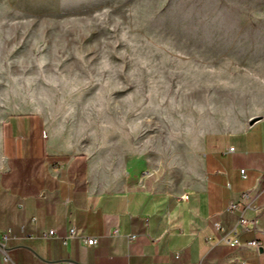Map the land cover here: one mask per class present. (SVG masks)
Returning a JSON list of instances; mask_svg holds the SVG:
<instances>
[{"label": "rangeland", "instance_id": "obj_1", "mask_svg": "<svg viewBox=\"0 0 264 264\" xmlns=\"http://www.w3.org/2000/svg\"><path fill=\"white\" fill-rule=\"evenodd\" d=\"M187 188L203 137L264 115V0H0V120Z\"/></svg>", "mask_w": 264, "mask_h": 264}, {"label": "crops", "instance_id": "obj_2", "mask_svg": "<svg viewBox=\"0 0 264 264\" xmlns=\"http://www.w3.org/2000/svg\"><path fill=\"white\" fill-rule=\"evenodd\" d=\"M255 117L239 130L206 134L196 175L183 189L155 170L120 163L97 168L90 154L55 143L41 113L7 115L0 120V237L10 230V259L264 264V211L258 210L264 205V115ZM246 190L251 207L242 215L255 218L257 227L238 224L241 243L229 245L219 237L236 225L240 211L227 206ZM70 227L77 235L64 241ZM49 229L56 234L44 237ZM91 237L95 243L84 241ZM0 264L12 263L0 256Z\"/></svg>", "mask_w": 264, "mask_h": 264}, {"label": "built area", "instance_id": "obj_3", "mask_svg": "<svg viewBox=\"0 0 264 264\" xmlns=\"http://www.w3.org/2000/svg\"><path fill=\"white\" fill-rule=\"evenodd\" d=\"M230 150H232V147L229 148ZM240 173L243 177L246 176L245 174V169H240ZM261 175H264V171H261ZM251 207V196H250V191L246 190L243 191L239 194V198L237 200H231L228 203L227 208L230 210L233 209H237L240 211V215L239 218L237 220L236 225L227 232L221 233L219 240L223 241L229 245H239L241 242L238 238L237 235V231H236V226H238V224L241 225H249L251 228L256 229L257 227V222L255 218L252 219H246L243 217V211L248 208ZM259 211L263 212L264 211V205L262 207H260L258 209ZM218 227V225H216ZM114 232L116 233L117 230L114 229ZM56 234L55 229H49L46 232L43 233L44 237H50V236H54ZM77 235V229L75 227H70L67 231V233L63 236L64 241L70 237H74ZM12 237V234L10 232V230L4 232L1 237H0V256H1V260L3 262H10L12 264L13 261L10 259L9 255H8V247H7V240ZM133 238V236L130 237V239ZM86 243L88 244H93L95 243V238H86L84 240ZM250 245H253L255 247H258V242L256 240H252L249 242Z\"/></svg>", "mask_w": 264, "mask_h": 264}, {"label": "water", "instance_id": "obj_4", "mask_svg": "<svg viewBox=\"0 0 264 264\" xmlns=\"http://www.w3.org/2000/svg\"><path fill=\"white\" fill-rule=\"evenodd\" d=\"M255 119H256L255 116L251 117V118L249 119L248 123H250V124L253 123Z\"/></svg>", "mask_w": 264, "mask_h": 264}]
</instances>
